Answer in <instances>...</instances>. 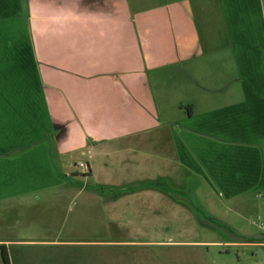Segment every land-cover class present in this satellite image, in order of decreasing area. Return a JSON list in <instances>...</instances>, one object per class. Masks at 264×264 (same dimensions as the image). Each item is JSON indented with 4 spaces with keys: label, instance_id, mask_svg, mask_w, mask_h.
<instances>
[{
    "label": "crops",
    "instance_id": "obj_1",
    "mask_svg": "<svg viewBox=\"0 0 264 264\" xmlns=\"http://www.w3.org/2000/svg\"><path fill=\"white\" fill-rule=\"evenodd\" d=\"M146 2L0 0V264L3 249L12 264L76 261L61 250L78 244L61 236L74 180L98 177L91 160L114 153L141 167L132 147L153 128L175 146L155 156L161 181L152 187L145 168L113 176L126 188H114L115 205L163 197L149 188L177 180L170 168L244 219L264 216V0ZM179 73L188 94L161 114L151 74ZM86 149L85 176L71 175L70 157Z\"/></svg>",
    "mask_w": 264,
    "mask_h": 264
},
{
    "label": "rangeland",
    "instance_id": "obj_2",
    "mask_svg": "<svg viewBox=\"0 0 264 264\" xmlns=\"http://www.w3.org/2000/svg\"><path fill=\"white\" fill-rule=\"evenodd\" d=\"M207 61L205 66L209 67ZM228 61L223 75H228L231 66L233 68V63L231 65ZM181 78L185 77L179 73L170 82L164 79L156 82L157 75L151 74L150 82L161 114L172 109L173 100L188 94L180 84ZM139 141L141 143L132 148L144 152L138 151L131 157L142 158L144 164L141 167L133 165L132 160L123 162V158H129L127 154L114 153L109 159L91 160L99 172L98 177L74 180L76 183L73 182L64 201L68 214L61 236L78 244L62 246L61 250L68 253L67 258L75 256L76 261L71 262L68 258L67 264H111L112 260L115 264H264V245L260 243L264 241L263 214L244 219L236 208L228 207L224 199L190 172L182 175L181 180L180 173L169 168L168 172L177 180L171 179V183L167 177L166 187L149 188L151 194L159 189L165 190L163 197H151L149 203L129 204V211L124 209L125 204L115 205L111 201L117 194L114 188L125 186L112 184L113 176L132 178V171L138 176L137 171L145 168L148 172L152 170L153 187L156 181H161L156 178V166L160 160L155 156L162 151L171 155L175 147L173 138L163 135L158 128L149 130ZM123 145L127 148L126 144ZM100 147L120 146L105 142ZM87 152L88 149L70 157L71 175L85 176L87 168L81 163L87 165L90 161ZM196 184L198 188H195ZM262 200L264 202V198ZM115 209L118 210L117 216L122 212L123 215L112 223L111 214ZM137 209L143 210L144 214ZM253 213L249 214L252 216ZM114 241L122 242L114 244ZM134 241L142 243H128Z\"/></svg>",
    "mask_w": 264,
    "mask_h": 264
},
{
    "label": "trees",
    "instance_id": "obj_3",
    "mask_svg": "<svg viewBox=\"0 0 264 264\" xmlns=\"http://www.w3.org/2000/svg\"><path fill=\"white\" fill-rule=\"evenodd\" d=\"M3 260H4V264H12L8 256V253L5 249H3Z\"/></svg>",
    "mask_w": 264,
    "mask_h": 264
},
{
    "label": "built area",
    "instance_id": "obj_4",
    "mask_svg": "<svg viewBox=\"0 0 264 264\" xmlns=\"http://www.w3.org/2000/svg\"><path fill=\"white\" fill-rule=\"evenodd\" d=\"M81 166H82L83 168H85L87 165H86V164H82V163H81Z\"/></svg>",
    "mask_w": 264,
    "mask_h": 264
}]
</instances>
